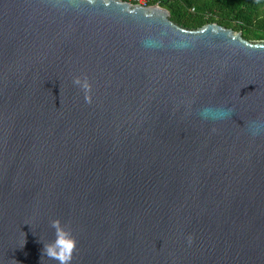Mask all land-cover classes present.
I'll return each instance as SVG.
<instances>
[{
    "label": "water",
    "instance_id": "95a60500",
    "mask_svg": "<svg viewBox=\"0 0 264 264\" xmlns=\"http://www.w3.org/2000/svg\"><path fill=\"white\" fill-rule=\"evenodd\" d=\"M54 218L71 264H264V40L158 3L0 0V264H56Z\"/></svg>",
    "mask_w": 264,
    "mask_h": 264
},
{
    "label": "trees",
    "instance_id": "16d2710c",
    "mask_svg": "<svg viewBox=\"0 0 264 264\" xmlns=\"http://www.w3.org/2000/svg\"><path fill=\"white\" fill-rule=\"evenodd\" d=\"M184 28L216 22L251 42L264 40V0H154Z\"/></svg>",
    "mask_w": 264,
    "mask_h": 264
},
{
    "label": "clouds",
    "instance_id": "9594fccd",
    "mask_svg": "<svg viewBox=\"0 0 264 264\" xmlns=\"http://www.w3.org/2000/svg\"><path fill=\"white\" fill-rule=\"evenodd\" d=\"M91 3L92 0H89ZM73 83L88 91L90 84L87 78L74 77ZM89 97L86 95V100ZM209 109L202 110L201 115L205 118ZM228 111H222L221 115H229ZM50 228L53 231L52 237L43 242L42 257H47L49 260L55 261L56 264H71L73 253L77 246L76 237L70 228L62 223L60 218H54L50 221ZM191 242V241H189Z\"/></svg>",
    "mask_w": 264,
    "mask_h": 264
},
{
    "label": "built area",
    "instance_id": "2783aa9c",
    "mask_svg": "<svg viewBox=\"0 0 264 264\" xmlns=\"http://www.w3.org/2000/svg\"><path fill=\"white\" fill-rule=\"evenodd\" d=\"M125 1H130V2L144 4V5H151V4L157 3V2H154V0H125Z\"/></svg>",
    "mask_w": 264,
    "mask_h": 264
}]
</instances>
